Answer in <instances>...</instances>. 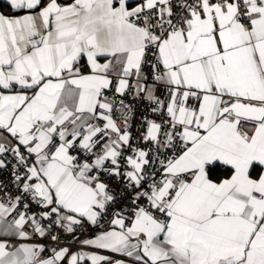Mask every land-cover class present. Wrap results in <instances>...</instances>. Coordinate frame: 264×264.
Returning a JSON list of instances; mask_svg holds the SVG:
<instances>
[{
  "label": "snow or ice",
  "instance_id": "1",
  "mask_svg": "<svg viewBox=\"0 0 264 264\" xmlns=\"http://www.w3.org/2000/svg\"><path fill=\"white\" fill-rule=\"evenodd\" d=\"M0 264H264V0H3Z\"/></svg>",
  "mask_w": 264,
  "mask_h": 264
},
{
  "label": "crops",
  "instance_id": "2",
  "mask_svg": "<svg viewBox=\"0 0 264 264\" xmlns=\"http://www.w3.org/2000/svg\"><path fill=\"white\" fill-rule=\"evenodd\" d=\"M0 2L2 3V2H3V0H0Z\"/></svg>",
  "mask_w": 264,
  "mask_h": 264
},
{
  "label": "trees",
  "instance_id": "3",
  "mask_svg": "<svg viewBox=\"0 0 264 264\" xmlns=\"http://www.w3.org/2000/svg\"><path fill=\"white\" fill-rule=\"evenodd\" d=\"M1 3V2H0Z\"/></svg>",
  "mask_w": 264,
  "mask_h": 264
}]
</instances>
